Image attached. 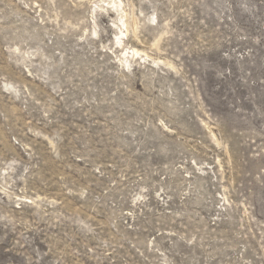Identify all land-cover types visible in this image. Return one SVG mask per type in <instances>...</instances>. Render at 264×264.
Segmentation results:
<instances>
[{
    "label": "rangeland",
    "instance_id": "obj_1",
    "mask_svg": "<svg viewBox=\"0 0 264 264\" xmlns=\"http://www.w3.org/2000/svg\"><path fill=\"white\" fill-rule=\"evenodd\" d=\"M0 264H264V0H0Z\"/></svg>",
    "mask_w": 264,
    "mask_h": 264
},
{
    "label": "bare ground",
    "instance_id": "obj_2",
    "mask_svg": "<svg viewBox=\"0 0 264 264\" xmlns=\"http://www.w3.org/2000/svg\"><path fill=\"white\" fill-rule=\"evenodd\" d=\"M126 24V23H125ZM127 29H128V27H127ZM132 54L135 56V55H139L140 54V51L139 50H137V49H135V48H133L132 49Z\"/></svg>",
    "mask_w": 264,
    "mask_h": 264
}]
</instances>
